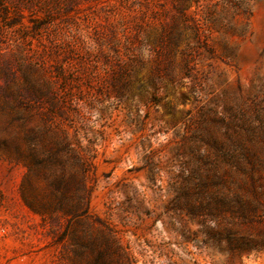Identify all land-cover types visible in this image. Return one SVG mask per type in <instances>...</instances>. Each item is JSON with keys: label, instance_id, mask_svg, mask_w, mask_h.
<instances>
[{"label": "rangeland", "instance_id": "1", "mask_svg": "<svg viewBox=\"0 0 264 264\" xmlns=\"http://www.w3.org/2000/svg\"><path fill=\"white\" fill-rule=\"evenodd\" d=\"M0 264H264V0H0Z\"/></svg>", "mask_w": 264, "mask_h": 264}, {"label": "trees", "instance_id": "2", "mask_svg": "<svg viewBox=\"0 0 264 264\" xmlns=\"http://www.w3.org/2000/svg\"><path fill=\"white\" fill-rule=\"evenodd\" d=\"M60 186H63V196H67L69 190H68V184L66 182L60 183ZM88 215L86 208L84 207H79L76 209L74 213V217H76V224H81L83 219L86 218Z\"/></svg>", "mask_w": 264, "mask_h": 264}]
</instances>
